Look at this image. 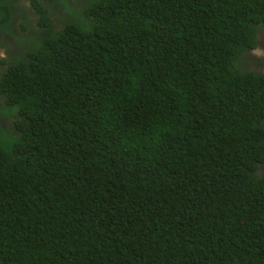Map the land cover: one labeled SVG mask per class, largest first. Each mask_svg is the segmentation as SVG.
<instances>
[{
  "label": "trees",
  "instance_id": "obj_1",
  "mask_svg": "<svg viewBox=\"0 0 264 264\" xmlns=\"http://www.w3.org/2000/svg\"><path fill=\"white\" fill-rule=\"evenodd\" d=\"M263 30L264 0H0V264H264Z\"/></svg>",
  "mask_w": 264,
  "mask_h": 264
},
{
  "label": "flooded vegetation",
  "instance_id": "obj_2",
  "mask_svg": "<svg viewBox=\"0 0 264 264\" xmlns=\"http://www.w3.org/2000/svg\"><path fill=\"white\" fill-rule=\"evenodd\" d=\"M27 15H30L31 16V14H22V15H20L19 19L21 21L22 20H25L26 17H27ZM13 26L14 27L12 29V32L14 33V35L13 34L12 35L15 38H17L18 40H23V37H24V39H25V37L31 38V35L32 34H34L35 36L37 34L35 31H28V24L27 23L24 24L25 31H22V30L18 29L15 24ZM27 32H28V35H27ZM5 37H9V36L6 33L0 31V41H4ZM260 39H262V42L264 41V32H262V37H260ZM0 48H2V46H0ZM5 48H6V46H5ZM253 59H255V58H253ZM258 67L259 68H262V70H263V68H264V61L262 63H259L258 64Z\"/></svg>",
  "mask_w": 264,
  "mask_h": 264
},
{
  "label": "clouds",
  "instance_id": "obj_3",
  "mask_svg": "<svg viewBox=\"0 0 264 264\" xmlns=\"http://www.w3.org/2000/svg\"><path fill=\"white\" fill-rule=\"evenodd\" d=\"M33 17H35V15H33V14H31V16L30 15H27V17H26V19L27 18H31L32 19V23H34V19H33ZM24 24H25V22H24V20H18L16 23H15V25L17 26V28L18 29H20V30H22L21 28V26L23 25L24 26ZM35 31V30H33V29H31V27H30V25L28 24V31ZM36 33H37V31H35ZM262 32H264V30L263 31H261L260 32V37H262ZM260 37L257 39V45L252 49V50H250L249 51V54L252 56L253 54V56H255V55H257V53L259 52V49H258V47L261 45V42H262V39H260ZM1 51H3V52H5L6 53V48H5V46H2V48H0V52ZM6 56H7V54H4V55H2L1 53H0V61L3 59V58H6ZM252 56V57H253ZM254 58V57H253Z\"/></svg>",
  "mask_w": 264,
  "mask_h": 264
},
{
  "label": "rangeland",
  "instance_id": "obj_4",
  "mask_svg": "<svg viewBox=\"0 0 264 264\" xmlns=\"http://www.w3.org/2000/svg\"><path fill=\"white\" fill-rule=\"evenodd\" d=\"M7 40H10L9 37H5L4 41H7ZM259 49V52L257 53V55L253 56L255 58L256 61H258V64L259 63H262L264 61V41L261 42V45L258 47ZM2 55L6 54L5 52L1 51L0 52ZM257 58V59H256Z\"/></svg>",
  "mask_w": 264,
  "mask_h": 264
}]
</instances>
